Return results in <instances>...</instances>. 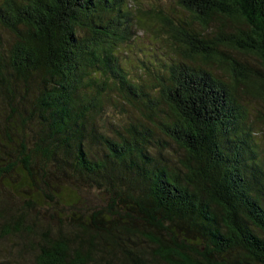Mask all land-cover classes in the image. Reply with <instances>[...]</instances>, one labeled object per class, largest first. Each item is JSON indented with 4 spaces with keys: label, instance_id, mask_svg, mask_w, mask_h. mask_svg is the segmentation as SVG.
<instances>
[{
    "label": "trees",
    "instance_id": "16d2710c",
    "mask_svg": "<svg viewBox=\"0 0 264 264\" xmlns=\"http://www.w3.org/2000/svg\"><path fill=\"white\" fill-rule=\"evenodd\" d=\"M130 1L0 0V27L12 36L0 39V101L11 118L0 181L14 183L30 208H76L80 199L64 194L62 177L112 192L108 206L43 235L36 264H113L108 255L117 252L120 264H264V150L240 94L245 87L264 100V75L225 81L145 47L155 67L140 60L144 79L126 56L140 28L191 59L223 62L230 47L264 64V0H175L187 20ZM215 19L247 27L209 30ZM111 94L145 104L152 127L130 122L117 138L103 133L95 117ZM158 103L168 117L155 112ZM155 129L184 150L178 167L151 152L153 142L164 147ZM28 225L17 216L5 234H34ZM137 237L148 255L132 246Z\"/></svg>",
    "mask_w": 264,
    "mask_h": 264
},
{
    "label": "rangeland",
    "instance_id": "374dc122",
    "mask_svg": "<svg viewBox=\"0 0 264 264\" xmlns=\"http://www.w3.org/2000/svg\"><path fill=\"white\" fill-rule=\"evenodd\" d=\"M130 4L135 8L139 6L148 9L150 7H160L172 16H181L186 20L189 19L188 13L181 9L176 4L175 0H131ZM222 23V28L226 32H233L237 29H246L247 27L243 23L235 22L233 20L221 22V20L215 19L209 30L216 29V27ZM194 26L198 30L200 29L198 24H194ZM202 32L206 33L205 30ZM136 34L138 35L137 37L140 38L130 44V51H128L126 56L130 57L131 62L134 64L131 65V74L138 78L143 77L145 79L147 77V69L141 66L140 60H145L151 68L155 67L154 65H150V62L147 61L148 58L143 55V52L141 51V48L144 49L145 47H154L155 51L160 54L159 56L162 59L166 58L167 55H175L179 60L194 65L195 67L206 69L225 81H230L233 76H240L241 72L247 73L251 77L252 75L257 74L264 75V64L262 63L261 58L255 54L244 53L230 47H222L224 52L223 58L225 59L223 62L211 60L205 61L201 58L191 59L179 53H173L170 46L162 41L163 39H161V41L157 38L153 39L150 37L151 34L146 33L143 29L139 28ZM210 34L211 33H209L208 36ZM0 39L2 42L7 43V41H11L12 36L0 27ZM231 60L240 62L241 65L231 67L227 64V62H230ZM240 94L249 113L248 120L252 122V128L256 132V137L260 139V145L264 150V123H262V118L260 117L264 115V100L249 92L245 87L240 89ZM147 105L153 106L154 104L152 105L149 103ZM149 112H151L150 109L141 102H128L117 94L106 95L103 98L101 113L99 112L95 117L96 125L103 133L110 137L117 138L119 132L123 133L125 131L123 128L130 122H145L148 126L152 127V122L147 115L145 116V114H149ZM155 112L159 114L158 116H161V119L170 115L169 108L163 103H158ZM8 120H11L9 117L8 105L6 102L0 101V141L5 139L6 132L8 131L6 127H8V123L10 122ZM2 136L3 138H1ZM154 136L155 138L162 140L164 147H160L156 142H153L150 149L151 152L155 154L157 158L162 156V158L166 159L170 165L178 167L181 161L185 158L184 150L169 138L159 133L156 129ZM163 140H166L167 143ZM95 146L96 144H93V147ZM5 151H8V149H2L0 146V157L6 156V154H2ZM99 153L102 155V150H99ZM124 172L125 174L122 176L124 177L123 183L129 185L130 176H128L127 170H124ZM13 184L14 183L7 185L4 179H1L0 181L1 264H36V245L40 242L43 235L49 233L54 236L60 226L63 225L69 227V224L73 222V217L78 215H80L81 219L87 218L92 210L108 206L112 196L109 184L101 186L89 179L68 176L61 178V190H64L66 196H68L69 193H74L78 196L80 199V203L77 204L78 211L76 210L77 207L68 206L64 203L56 206V208L48 207V205L30 208L26 206L25 200L17 195L18 192ZM73 212H76V214H73ZM17 216H23L27 224H35L36 227L34 234L30 233L28 236L26 235V232L21 233L20 235L14 232L5 234L7 224L11 223V221L17 218ZM60 219H63V221ZM24 238L26 239L24 240ZM132 246L136 247L139 251H144V255H148L147 253L151 249L147 243H144L142 239L138 237L134 238ZM108 257L112 258L113 264H120L123 261V255L119 252L108 255ZM155 264H157V262H155Z\"/></svg>",
    "mask_w": 264,
    "mask_h": 264
}]
</instances>
